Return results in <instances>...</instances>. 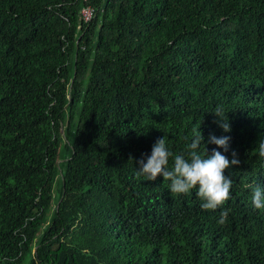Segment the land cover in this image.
<instances>
[{
	"label": "trees",
	"instance_id": "obj_1",
	"mask_svg": "<svg viewBox=\"0 0 264 264\" xmlns=\"http://www.w3.org/2000/svg\"><path fill=\"white\" fill-rule=\"evenodd\" d=\"M194 129L240 160L215 211L137 176ZM261 140L264 0H0V264H264Z\"/></svg>",
	"mask_w": 264,
	"mask_h": 264
},
{
	"label": "clouds",
	"instance_id": "obj_2",
	"mask_svg": "<svg viewBox=\"0 0 264 264\" xmlns=\"http://www.w3.org/2000/svg\"><path fill=\"white\" fill-rule=\"evenodd\" d=\"M212 114L217 117L216 123L224 132H230L231 126L228 116L221 108L217 107ZM193 140L188 145L187 157L169 151L165 138H159L153 144L151 154L147 156L146 163L144 154L136 161L138 164L137 176L143 177L146 181H156L163 177L169 181V190L173 195L188 194L196 190L195 194L201 201L203 210L215 211L223 208L231 198L232 180L226 171L234 166H239L240 160L235 150H232V159L217 149H223L224 153L229 152L230 136L216 137L209 134L207 144H214L216 148L211 153L205 151L201 155L197 149L204 144V136L199 129L193 130ZM259 156L264 158V140L258 144ZM173 158V166L168 167L169 158ZM251 203L255 209H264V187L254 186L251 190ZM228 210L221 211L218 224L224 225L228 217Z\"/></svg>",
	"mask_w": 264,
	"mask_h": 264
},
{
	"label": "built area",
	"instance_id": "obj_3",
	"mask_svg": "<svg viewBox=\"0 0 264 264\" xmlns=\"http://www.w3.org/2000/svg\"><path fill=\"white\" fill-rule=\"evenodd\" d=\"M95 15V10L90 5H85L80 9V19L84 23H89Z\"/></svg>",
	"mask_w": 264,
	"mask_h": 264
}]
</instances>
